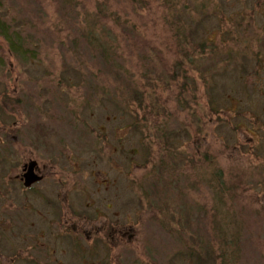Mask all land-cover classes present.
Returning a JSON list of instances; mask_svg holds the SVG:
<instances>
[{"label": "rangeland", "instance_id": "rangeland-1", "mask_svg": "<svg viewBox=\"0 0 264 264\" xmlns=\"http://www.w3.org/2000/svg\"><path fill=\"white\" fill-rule=\"evenodd\" d=\"M0 9L35 55L17 59L0 37V264H188L178 256L191 237L201 264H220L221 251L264 264V0H1ZM85 12L103 16L111 39L137 36L115 66L154 107L137 123L138 103L117 106L127 84L77 42ZM178 62L188 86L172 74ZM164 127L171 152L157 138ZM31 159L44 181L29 191L14 178ZM154 163L171 175L151 176ZM213 169L223 182L209 186ZM172 214L191 223L179 241ZM223 226L235 245L220 243Z\"/></svg>", "mask_w": 264, "mask_h": 264}, {"label": "trees", "instance_id": "trees-1", "mask_svg": "<svg viewBox=\"0 0 264 264\" xmlns=\"http://www.w3.org/2000/svg\"><path fill=\"white\" fill-rule=\"evenodd\" d=\"M102 3H103V6L106 5L105 1ZM0 4H1V0H0ZM97 5H98V3H97ZM97 13H98V10L96 9L95 15ZM99 13L102 14L100 11H99ZM88 16L86 15V12H85L84 19L83 20L81 19L80 23H78V26H77L78 39H77V42L79 41V42L85 43L87 45V48L85 50H87L90 53L91 58L93 60L96 59L104 71H107L108 73H113L115 75L116 63H117V61L122 60L120 50L121 49L124 50L127 47L135 48L136 45L134 43H135V37H137V36L135 35L133 38H129L130 35L133 33H131V32L126 33V31L125 32L123 31L121 33V36L123 38L114 36V38L111 39L105 33V30L102 29L103 27H105V24L101 22L102 20L101 21L98 20V18L101 19L103 16L102 17L101 16L96 17V21L93 19L88 20V18H87ZM74 17L79 19L78 15H74ZM113 22H114L115 26L118 25L117 20L113 19ZM81 24L83 25V27L78 28ZM99 26H102V28H100ZM101 34H103V36L99 37V35H101ZM0 37L3 39V41L7 45H9V49H10L11 53L17 59L21 58L22 60L26 61L27 59H29L30 56H32V57L35 56L34 50L31 47V41L27 42L26 40L21 39V34L17 30H13L12 25L9 24L7 21H5L1 17V15H0ZM190 37L192 38L191 35H190ZM119 38H120V40H119ZM173 38H174V40L176 39L178 41V42L176 41V44H177L176 47L183 46V48H184L183 50L185 51V49H186L185 45L186 44L183 45L181 42H179L180 38L176 37V35ZM188 41H189V38H188ZM184 42L188 43L187 41H184ZM182 57H185V59L188 60L187 64L189 65V67H191L193 64H195L194 59L187 58L188 54H182ZM181 63H184V60ZM144 67H145L146 72L143 74V77L148 78V75L151 72V71H149L150 67L148 65L144 66ZM180 70L182 71L181 64L179 63L176 65V69H175L176 73H172V74H177V71H180ZM117 71L119 72V74H118L119 78H117L115 75V79L116 80L119 79L123 83L127 84V87L125 88V90H121V93H126L127 96L124 97L121 101H117V104H118L117 106L123 113H128V111L131 110V108H130L131 99L134 102L138 103L137 113H136L137 118L134 121L135 123H137V120L139 121V112H143L144 117H146L147 115H150L153 112L154 107L152 105L144 106L141 103V101L143 100L144 92L141 90L140 85L137 82L138 80H136L134 78V76L132 78L130 75H127V74L121 72L120 69H118ZM200 76H202V74ZM202 77H204V76H202ZM171 78H173V77H171ZM180 78H181V80H179ZM190 79H189V76H187V75L178 76V74H177V80H179V82L183 83L186 86L190 85V82H191ZM173 80H176V79L173 78ZM149 81L155 82V81H159V80L153 79V80H149ZM98 88H99V86H98ZM207 88H208V90H211L212 94H214V91H213V89H211L210 84L208 85ZM5 96L6 95H4V97ZM135 123H133V124L135 125ZM157 138L162 143L161 145H163L165 152H171L173 149L176 150L175 145H173V143L171 144L169 141L167 129H165V127L163 128V131H161L159 133V136H157ZM162 153H163V151H162ZM166 156L173 157V155H171V154H168ZM162 162H163V159H162ZM154 165L161 166L157 163H154L152 166L153 168L150 172L151 176H152V173H160V175L162 177L164 175H171L170 172H168L170 174L164 172V170H163L164 165L160 169H157ZM211 175H213V177H216V178L215 179L210 178L208 180L207 185L211 186V185L217 184L219 179L221 180V182H223V179L221 178L220 171L215 172L213 169ZM177 216H178V214H176V215L172 214L173 218H176ZM222 222H224L223 219H222ZM173 224L176 227L174 233L177 232L179 235V238H177L178 241L180 240L181 236H183L184 231L187 230L191 226L190 222H187V224L184 225L183 222H180V220L178 218H176V220H173ZM235 233L233 232L234 238L236 237V235L238 236V232H235ZM227 234H226L224 226L219 227L218 239L221 240L220 243L228 244V245H230V244L235 245L232 238H229ZM71 236L74 237L73 235H71ZM191 238H192L191 239L192 245H190L182 255L178 256V258L180 259V257H181L183 259V261H185V262L187 261L188 264H193L191 262V260L193 258H195V259H197V261H200L196 264H201V262H202L201 261L202 260L201 255H203L204 250L199 249L197 247L198 246L197 240H194L193 237H191ZM76 241L77 240H75L73 238V242H74L75 247L79 248V246L77 245L78 242H76ZM183 255H185V257L188 256V259L186 260L185 257L183 258L182 257ZM213 259L221 260L220 264H238V260H239L238 255L236 254V251H231L230 253L228 251H221L220 255L213 257ZM38 260H40V258Z\"/></svg>", "mask_w": 264, "mask_h": 264}, {"label": "flooded vegetation", "instance_id": "flooded-vegetation-1", "mask_svg": "<svg viewBox=\"0 0 264 264\" xmlns=\"http://www.w3.org/2000/svg\"><path fill=\"white\" fill-rule=\"evenodd\" d=\"M14 141L17 142V140H14ZM11 146H12V141H11V139H10V143L7 144V145H6L7 148H5V150H6V152H7V153H6L7 156H8V155H12V153L10 152V150H12ZM30 156H31V155H30ZM31 161H33V160H32V159H31V160H25V161H24V164H23V167L21 168L22 170H21L20 174L17 175V176L14 178L15 181L17 180V181H19V183L22 184L23 188L28 189L29 191H32V190L35 188L36 185H38V184H40V183H42V182L44 181L43 176H42V172H40V170L38 169V168H39V167H38L39 164H38V162H37V165H36V167H35L34 170H35V172H36L39 176L42 177V180L36 182L34 185H32V186H30V187H26L25 183L23 182V179H24V176H25V172L28 170V167H27V166L31 163ZM5 163L7 164V163H8V160H6ZM0 191H1V192H5V193L8 192V190H7V184H5V183L2 184V181L0 182ZM61 193H64L63 190H61ZM12 196H13V195H12ZM60 196L63 197L64 194H60ZM56 215H58V214H55V216H56ZM62 218H63V216H62ZM62 218H61V219H62ZM97 233H98V230H97L96 232H94V235L92 236L93 239H98V238H99V239H102V238H104V237L100 238V237L96 236ZM78 236H80V235L75 236L74 239H75V240L79 239ZM87 239H88V238H87Z\"/></svg>", "mask_w": 264, "mask_h": 264}, {"label": "water", "instance_id": "water-1", "mask_svg": "<svg viewBox=\"0 0 264 264\" xmlns=\"http://www.w3.org/2000/svg\"><path fill=\"white\" fill-rule=\"evenodd\" d=\"M36 165H37V162L31 161V163L27 166L28 170L25 172V176L23 179V182L25 183L26 187H30L34 185L36 182L42 180V177L39 176L34 170Z\"/></svg>", "mask_w": 264, "mask_h": 264}]
</instances>
